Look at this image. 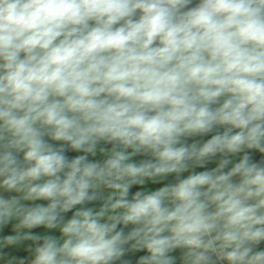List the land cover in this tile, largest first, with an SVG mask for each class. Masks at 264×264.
<instances>
[{"label":"clouds","instance_id":"obj_1","mask_svg":"<svg viewBox=\"0 0 264 264\" xmlns=\"http://www.w3.org/2000/svg\"><path fill=\"white\" fill-rule=\"evenodd\" d=\"M0 264H264V0H0Z\"/></svg>","mask_w":264,"mask_h":264},{"label":"rangeland","instance_id":"obj_2","mask_svg":"<svg viewBox=\"0 0 264 264\" xmlns=\"http://www.w3.org/2000/svg\"><path fill=\"white\" fill-rule=\"evenodd\" d=\"M208 138H210V136H205V137H196V138H194V139H201V140H206V139H208ZM192 142V140L190 139L189 140V143H191ZM136 159H140V157H137ZM203 169H196V171H202ZM188 175V173H184L183 174V176H187ZM174 179V176H170L169 177V181H171V180H173ZM168 181H165V183H167ZM159 186H162V185H149V187H152V188H155V187H159Z\"/></svg>","mask_w":264,"mask_h":264}]
</instances>
